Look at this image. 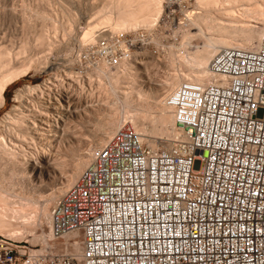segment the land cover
Returning a JSON list of instances; mask_svg holds the SVG:
<instances>
[{
    "label": "built area",
    "instance_id": "built-area-1",
    "mask_svg": "<svg viewBox=\"0 0 264 264\" xmlns=\"http://www.w3.org/2000/svg\"><path fill=\"white\" fill-rule=\"evenodd\" d=\"M191 1L162 0L170 24ZM129 31H104L81 54L114 66L132 50ZM208 67L214 79L183 80L167 95L178 132L166 146L124 122L54 199L50 233H71L76 248L0 233V264H264V32L253 46L218 48ZM123 143L166 159L161 184L145 181L144 164L119 163Z\"/></svg>",
    "mask_w": 264,
    "mask_h": 264
},
{
    "label": "bare ground",
    "instance_id": "bare-ground-1",
    "mask_svg": "<svg viewBox=\"0 0 264 264\" xmlns=\"http://www.w3.org/2000/svg\"><path fill=\"white\" fill-rule=\"evenodd\" d=\"M105 3L108 4H105V6L107 5V8L104 10L103 8L105 6L100 4L101 9L99 10H102V14L100 13L99 15L100 20H96V23L90 22L87 24L86 29L84 28L83 31H81L80 36H76L77 41L81 46L93 42L96 38V33L103 29L101 27L106 28L105 31L107 32H119L129 28L140 27L141 25L149 26L158 19L163 9L162 0H108V2ZM194 6L197 10L187 14L186 17L189 24H186L187 28L181 37V41L176 46L175 50L173 49L174 53L172 52V55L174 54V57L179 61V64L182 67V69L180 68L181 73L184 70L193 74H189L191 75V81H211L214 79V75L210 72L207 64L218 48L222 46L248 47L253 46L258 42L260 36L264 32V0H192L191 8L183 9V17L186 15V12L193 10V8H195ZM181 19L175 23V26L180 23ZM54 29L56 31L60 30L58 26ZM192 29H195V32H193ZM61 32L63 36H70L72 34V30L69 29L68 25L63 26ZM44 34L45 33L42 32L39 36L42 40V45L46 43V37ZM192 38H201L202 42L193 43L191 42ZM38 42H40V40ZM47 42L49 45L53 43H49L50 41ZM35 45L39 44L36 43ZM44 46L45 45H43V47ZM58 47L59 46H57V48ZM21 49L24 50L23 47H21ZM131 51L134 50L128 51L126 59H123L116 64L115 72L111 73V71H109V73L104 71V67L103 71H100L101 75H97L99 78L96 82H98L100 88L99 97L101 96V98L97 97L100 99V103L98 102V104H100L101 107L99 108L104 114L103 117H106L103 118V120H109V124H111L106 125V123L103 124L100 122L106 133L104 135L105 137L100 139L98 145L91 147L87 154H84L79 158L77 157L71 168L66 170H64L65 168L63 169L67 181H62L61 186H53L47 197L59 196V194L62 193L73 180L80 168L86 163L90 155L105 141L112 131L117 126L124 123V121L137 131L143 139L144 131H152L151 124H153V121L157 118L165 119L170 125L172 124L171 136L177 134L178 130L173 123V108L167 103V95L181 82V73L167 72L160 76H155L152 72L147 70V73L145 72L144 74L138 69H146L149 64H147V62H142L143 65L132 63L127 57L128 53ZM13 55L15 54L7 47L6 49H0V105L3 103L2 91L5 86L17 79L21 74H24L26 69L31 66L28 65L27 62H21L22 64L20 63L21 65L19 64V66L11 64L14 58ZM44 59L45 58L38 59V64L43 63L45 61ZM186 72L182 74L188 76V73L186 74ZM89 78V81L91 82V76H89ZM78 82H80L79 84L83 83H81V79L80 81L78 80ZM153 82H157L156 85H154ZM25 90H17L18 92L15 97L21 98L22 93ZM78 93L81 94L80 92ZM72 94L74 95L77 93ZM71 95L67 94L66 100H70ZM78 96L79 98L82 97L81 95ZM75 97L77 96L75 95ZM80 99L83 100V98ZM69 100L67 101L68 104ZM60 105H62V103ZM44 107L45 106H43V108ZM14 109L16 110L17 107L15 108L14 106L12 110ZM87 110L83 111L87 112ZM33 111V114L31 113L33 117L37 115L39 119L48 124V111L41 108H37ZM13 112H8L9 118L5 117L6 122L4 120V131L0 133V202H3L6 205H3L5 207L3 208V211L1 210L2 212H0L1 229H8L9 227L13 228L18 222L16 220V211H12L11 209L13 208L11 207H9L10 209L8 208L11 203L14 204L15 201L13 202L12 200L15 197L19 199H30L35 192H40L39 189L45 185L46 181L43 179V176H47V178L52 177L50 172L52 171L51 168L53 165H57V167L65 165L62 155H53L52 147L54 146L50 139V136L57 135L55 130L56 127L59 128L60 126L59 119L56 118L53 125L48 124V128H46L47 126H40L30 114L16 113L14 115L12 114ZM47 115L48 117L46 118L45 116ZM64 115L66 116V114ZM60 124H62V122H60ZM64 125H66V123H64ZM64 125L62 128L68 126ZM65 129L67 131V127ZM65 129H63L64 132H66ZM70 131L72 130L70 129ZM64 132L63 134H65ZM70 133V135H72L73 132ZM37 138L40 141L37 140ZM146 140L151 146H157L158 144L156 143V139L146 138ZM163 140L165 139L163 138ZM166 141L167 142H160L159 145L162 144L163 146H166L171 139H167ZM32 142L34 143L33 145L35 148H32L33 146L31 148L29 147V144L32 145ZM38 142L39 144L40 142L43 143V146L37 145ZM56 151H59L60 153L62 148L58 145ZM118 157L119 163L134 164V166H141L144 164V171H147L145 174V181H149L150 185L161 184L163 182V177L166 176V159H158L155 162V160H149V157H135L133 143H123L118 149ZM10 174L12 175L13 181L11 180L8 182L10 177L8 175ZM137 175L138 168H130V176ZM177 181H185V174H177ZM113 195H120V187H113ZM11 197H13V199H11Z\"/></svg>",
    "mask_w": 264,
    "mask_h": 264
},
{
    "label": "rangeland",
    "instance_id": "rangeland-1",
    "mask_svg": "<svg viewBox=\"0 0 264 264\" xmlns=\"http://www.w3.org/2000/svg\"><path fill=\"white\" fill-rule=\"evenodd\" d=\"M105 2H108V0H105ZM105 2L104 0H0V7L2 8H0V49H6L7 47L15 54L13 55L14 58L11 64L19 66L21 62H27L28 65H31L28 69H26L24 74H21L17 79L8 83L2 91L3 103L0 105V133L4 131L3 127L6 122L5 117L9 118L8 112L13 111L14 112L12 114L14 115L16 113H27V115L30 114V116L33 117V110L41 108L48 111L49 117L48 115L45 116L49 119L48 124L53 125L56 118L62 122V124L59 122V128L56 127L55 131L57 135L50 136V139L52 141V145L54 146L52 147L53 155H62L65 165L58 167L57 165H53L51 168L52 171L50 172L52 177L47 178V176H43V179L46 181L45 185L39 189L40 192H35L33 197L30 199H19L16 197L13 199V197H11V199H13L12 201L15 202L14 204L11 203L8 208L11 207L13 208L11 209L12 211H16V220L18 222L16 221L17 223L13 226V228H2L4 230L0 228L1 234L13 239L22 241L25 240L34 247H41L46 250H63V244L67 240H70V247L73 249L77 247L76 242H73L74 237L71 233L59 236H55L50 233L49 211L56 196H47L48 193L51 192V188L53 186H61L62 181H67L64 170L71 168L77 157L79 158L82 155L87 154L91 147L98 145L100 139L105 137L104 135L106 133L104 132L100 122L103 124L106 123V125L110 123L109 120H103V118L106 117H103L104 114L99 108L101 105L98 104L100 100L98 98H101V96L99 97L100 88L96 80L99 78L97 75H101L100 71H103L104 67V71H111V73H113L116 71V65L108 66L105 61L99 62L95 66L91 65V63L87 61L86 57L81 54V47L85 44L81 46L76 38V36H80V33L84 28L86 29L87 24L90 22L96 23L100 20L99 15L100 13L102 14V10L99 9H101V5L105 6V4H108ZM105 8H107V5L103 8V10ZM187 8L190 9L191 4ZM196 10L197 9L195 7L193 10L186 12L184 17L183 11L178 12L176 14L177 18L179 20L182 17L183 18L180 23L175 26L169 23L170 14H166L165 9L163 8L161 15L151 25H141L140 27L124 30H130L128 43L130 44V49L134 50L128 53V59L131 60L132 63H137L139 65H143L144 62H147L149 65L146 69H138L144 74L145 72L147 73V70L152 72L155 76H160L161 74H165L167 72L181 73L180 68L182 69V67L179 64V61L174 57V54L172 55V52L174 53L173 49L175 50L176 46L181 41V37L187 28L186 24H189L186 17L187 14L195 12ZM96 16L99 18L97 19ZM67 25L69 29L72 30V34L70 36H63L61 28ZM56 26H58L60 30L56 31L54 29ZM101 28V30L96 33V37L106 29L104 27ZM194 30L195 29H192L193 32H195ZM39 32L45 33L46 43L43 44L45 45L44 47L42 45L41 38H39ZM107 35L112 34L108 33ZM39 40L41 44L38 42ZM47 41H50L49 43L53 42L52 44L54 46L52 44L49 45ZM191 42L199 43L202 42V39L192 38ZM36 43L39 45H35ZM56 44L59 46L58 48ZM21 47H23L24 50L21 49ZM40 58H45V61L38 64V59ZM183 71L182 73L186 72ZM182 73L181 81L191 80V75H189L192 74L191 72H186V74L188 73V76L185 74L183 75ZM89 76H91V82L89 81ZM80 79L81 83L83 82L82 84H79L80 82H78ZM156 83L153 82L154 85H156ZM20 89L26 90L22 93L21 98L15 97L17 92L21 91ZM72 93L77 94L73 95ZM67 94L73 95L70 96V100L68 99L69 104L67 102L68 100H66ZM75 95L77 97H75ZM78 95H81L82 97L80 98H83V100L80 99ZM86 99L89 100L87 101ZM34 103L37 106H35ZM61 103L62 105H60ZM14 106L15 108L17 107L16 110H12ZM43 106L45 107L43 108ZM83 110H87L88 113ZM64 114H66V116ZM33 118L40 126H47L46 128H48V124L39 119L37 115ZM153 122V124H151L152 127L150 125L152 131H144V140L147 142L146 138L156 139V143H158L157 146H163L162 144L159 145V143L162 141L167 142V139H171L173 137L171 136L172 124L170 125V123H168L165 119L163 120L158 118ZM64 123L68 126L64 125ZM63 125L67 127V131L65 129L66 127L62 128ZM69 128L72 131H70ZM63 129H65L66 132H64ZM63 132L65 134H63ZM70 132H73L72 135H70ZM163 138L165 140H163ZM37 140L39 139L37 138ZM33 144V142L32 145L29 144V147L31 148L33 146L32 148H35ZM40 144L38 142L37 145L43 146V143L40 142ZM58 145L62 148V151H60L61 154L59 151H56ZM8 176L10 177L8 179L9 181H7L10 182L13 178L11 174ZM2 203L0 202V212H2L3 208L6 206Z\"/></svg>",
    "mask_w": 264,
    "mask_h": 264
}]
</instances>
